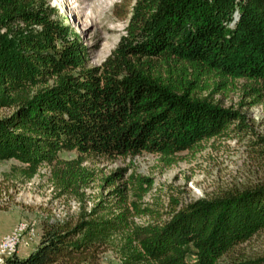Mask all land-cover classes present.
<instances>
[{
	"label": "trees",
	"instance_id": "16d2710c",
	"mask_svg": "<svg viewBox=\"0 0 264 264\" xmlns=\"http://www.w3.org/2000/svg\"><path fill=\"white\" fill-rule=\"evenodd\" d=\"M113 11L128 17L125 32L86 66L85 44L47 0H0V108L10 109L0 113V160L25 163L28 175L48 164L58 193L79 201L75 214L42 217L34 248L0 264H100L108 248L120 264H264L236 250L264 229V184L197 198L163 223L83 203L94 179L84 154L148 151L171 162L242 118L213 93L243 79V93L261 99L264 0H126ZM62 149L78 154L62 158ZM130 177L140 196L147 176ZM127 182L113 188L119 198Z\"/></svg>",
	"mask_w": 264,
	"mask_h": 264
},
{
	"label": "rangeland",
	"instance_id": "374dc122",
	"mask_svg": "<svg viewBox=\"0 0 264 264\" xmlns=\"http://www.w3.org/2000/svg\"><path fill=\"white\" fill-rule=\"evenodd\" d=\"M123 1L126 0H47L54 13L85 44L86 66H98L125 32L128 17L120 19L113 11L114 3ZM243 81L239 79L235 82L238 86L212 96L222 106L238 111L242 118L233 119L222 133L177 152L171 162L148 151L114 157L84 154L83 163L94 172V179L83 189L85 208L90 209L102 199L115 212L127 206L128 218L133 222L163 223L173 212L197 198L221 196L264 184V94L258 102H253L255 95L243 93ZM9 110L1 107L0 113ZM77 154L75 149L59 151L62 158ZM25 166L14 158L0 160V236L19 220L28 222L27 234L20 236L16 250H6L0 242V261L18 254L20 245L25 247L24 252L34 248L40 237L42 217L61 218L78 211L77 198L58 193L48 164L39 166L32 175L27 174ZM119 167L124 169L122 179L114 183L104 180ZM134 173L147 176L142 184L144 189L139 190L140 196L129 187L131 180L135 183L130 177ZM123 180L128 181L126 197L119 198L113 188L123 185ZM23 241H29L30 246ZM236 250L249 257L264 255V229L238 244ZM100 264H120V259L108 248L101 252Z\"/></svg>",
	"mask_w": 264,
	"mask_h": 264
},
{
	"label": "built area",
	"instance_id": "2783aa9c",
	"mask_svg": "<svg viewBox=\"0 0 264 264\" xmlns=\"http://www.w3.org/2000/svg\"><path fill=\"white\" fill-rule=\"evenodd\" d=\"M26 222L25 220H19L12 228L0 236V241L5 242V249L17 248L19 241V233H26Z\"/></svg>",
	"mask_w": 264,
	"mask_h": 264
},
{
	"label": "crops",
	"instance_id": "0c3cea01",
	"mask_svg": "<svg viewBox=\"0 0 264 264\" xmlns=\"http://www.w3.org/2000/svg\"><path fill=\"white\" fill-rule=\"evenodd\" d=\"M23 243L28 244V245L30 244L29 241H27V242L23 241ZM23 243H22V244H23ZM29 246H30V245H29ZM30 249H31V248H30ZM30 249H29V250H30ZM24 250H25V247H23V246L20 245V247H19L18 250H17V253H18L17 255H19V256H24V255H26V254L29 252V250H28L27 252H24ZM20 251L23 252V253H19Z\"/></svg>",
	"mask_w": 264,
	"mask_h": 264
},
{
	"label": "bare ground",
	"instance_id": "6f19581e",
	"mask_svg": "<svg viewBox=\"0 0 264 264\" xmlns=\"http://www.w3.org/2000/svg\"><path fill=\"white\" fill-rule=\"evenodd\" d=\"M27 224H28V222H26V233H19V239H20V236L22 234H27ZM0 242H2V245L5 247V242H3V241H0ZM6 250H15V249H6Z\"/></svg>",
	"mask_w": 264,
	"mask_h": 264
}]
</instances>
